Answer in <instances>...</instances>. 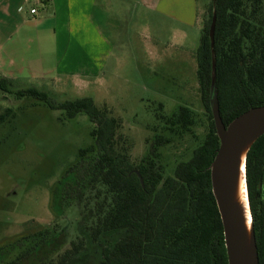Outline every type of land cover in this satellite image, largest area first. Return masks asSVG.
<instances>
[{
    "label": "trees",
    "instance_id": "obj_1",
    "mask_svg": "<svg viewBox=\"0 0 264 264\" xmlns=\"http://www.w3.org/2000/svg\"><path fill=\"white\" fill-rule=\"evenodd\" d=\"M214 8L215 86L219 115L227 126L264 105V0H216ZM211 18L210 0L195 51L208 113L206 134L168 174L160 148L175 137L192 136L190 109L180 106L171 115H156L148 152L133 163L118 134L121 121L106 106L97 107L91 98L53 105L36 87L15 89L11 80L0 78V92L45 103L62 111L66 120L84 114L93 125L90 145L78 151L76 162L51 190L49 207L57 223L70 212L77 215L73 237L67 221L28 230L0 243V264H227L209 171L218 149L208 105ZM8 116L6 110L0 123ZM245 177L258 264H264V135L247 153Z\"/></svg>",
    "mask_w": 264,
    "mask_h": 264
},
{
    "label": "rangeland",
    "instance_id": "obj_2",
    "mask_svg": "<svg viewBox=\"0 0 264 264\" xmlns=\"http://www.w3.org/2000/svg\"><path fill=\"white\" fill-rule=\"evenodd\" d=\"M110 1L115 2L111 12L119 10L118 0ZM184 2L188 27L171 22L167 16L153 21L156 29L151 30L150 25L141 23L138 13L128 11L131 0H124V14L122 5L118 14L110 13L121 23L104 31L109 41H72L61 65L75 75L55 71L58 61L51 57L49 41L41 40L46 53L44 65L37 69L32 43L25 53V67L14 72L11 81L15 89L36 87L53 105L91 98L97 107L109 108L121 121L118 134L128 144L133 163L148 152L156 115H171L180 106L190 109L195 120L192 136L175 137L160 148L161 163L168 174L175 162L185 160L202 142L208 126L195 60L207 7L205 0ZM178 33L186 35L187 40H174ZM59 51L61 58L63 49ZM178 66L182 68L177 70ZM6 110L9 116L0 123V243L28 230L52 227L54 223L62 226L66 221L72 238L77 215L70 212L65 222L57 223L49 207L51 190L76 162L78 151L90 145L93 125L84 114L66 120L62 111L51 110L45 103L0 92V115Z\"/></svg>",
    "mask_w": 264,
    "mask_h": 264
},
{
    "label": "crops",
    "instance_id": "obj_3",
    "mask_svg": "<svg viewBox=\"0 0 264 264\" xmlns=\"http://www.w3.org/2000/svg\"><path fill=\"white\" fill-rule=\"evenodd\" d=\"M118 1L116 7L119 10L113 9L111 12V5L113 8L115 2L110 0H47L42 3L34 0H0V78L14 79V72L25 67L28 61L25 53H29L32 43L36 47L37 58L34 62L38 63L37 69L44 65L46 53L44 55L42 51L41 40L49 41L51 57L58 61L55 71L75 75L61 65L67 49L69 51L72 41H109L104 31L115 29L121 23L118 16L111 17L110 13L118 14L121 5L123 14L126 12L124 0ZM184 1L131 0L128 11L138 13L141 23H146L147 27L150 25L151 30L156 29L153 21L158 18L167 19V16L171 22L188 27V8ZM207 3L205 0L204 8L208 7ZM30 9H35V13L30 14ZM187 38L183 33H178L174 40L186 41ZM59 48L64 53L61 58H58ZM20 62L22 65L19 67ZM180 68L178 66L177 70Z\"/></svg>",
    "mask_w": 264,
    "mask_h": 264
},
{
    "label": "water",
    "instance_id": "obj_4",
    "mask_svg": "<svg viewBox=\"0 0 264 264\" xmlns=\"http://www.w3.org/2000/svg\"><path fill=\"white\" fill-rule=\"evenodd\" d=\"M215 1L211 0L212 18L208 30L211 54L208 105L218 139V149L209 167L211 193L222 225L227 264H258L247 195L245 163L251 146L264 135V105L250 108L235 117L227 126H224L220 118L213 49ZM240 183L244 188L246 213L241 206Z\"/></svg>",
    "mask_w": 264,
    "mask_h": 264
},
{
    "label": "bare ground",
    "instance_id": "obj_5",
    "mask_svg": "<svg viewBox=\"0 0 264 264\" xmlns=\"http://www.w3.org/2000/svg\"><path fill=\"white\" fill-rule=\"evenodd\" d=\"M243 183V182H242ZM240 183V191H239V194H240V199H241V206L244 210V212L246 213V202H245V193H244V188H243V184Z\"/></svg>",
    "mask_w": 264,
    "mask_h": 264
},
{
    "label": "built area",
    "instance_id": "obj_6",
    "mask_svg": "<svg viewBox=\"0 0 264 264\" xmlns=\"http://www.w3.org/2000/svg\"><path fill=\"white\" fill-rule=\"evenodd\" d=\"M45 1H47V0H34V2H37V3H42V2H45ZM29 12H30V14H34L35 13V9H30Z\"/></svg>",
    "mask_w": 264,
    "mask_h": 264
}]
</instances>
